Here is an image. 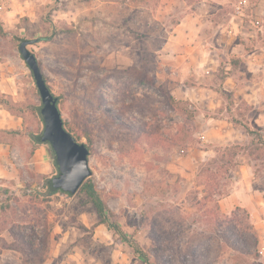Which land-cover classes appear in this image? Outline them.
<instances>
[{"label": "rangeland", "instance_id": "1", "mask_svg": "<svg viewBox=\"0 0 264 264\" xmlns=\"http://www.w3.org/2000/svg\"><path fill=\"white\" fill-rule=\"evenodd\" d=\"M16 1L0 13V113L22 122L0 127V264H145L82 185L50 194L38 172L58 168L49 144L46 165L31 153L42 100L19 44L55 27L29 47L111 220L151 264H264V0Z\"/></svg>", "mask_w": 264, "mask_h": 264}, {"label": "water", "instance_id": "2", "mask_svg": "<svg viewBox=\"0 0 264 264\" xmlns=\"http://www.w3.org/2000/svg\"><path fill=\"white\" fill-rule=\"evenodd\" d=\"M41 40V37L24 39L19 44V51L33 73L42 100L41 112L44 125L37 139L51 146L58 165V173L50 179L49 185L53 189L73 195L93 173L90 166V149L85 142L79 141L66 128L58 105V97L49 87L38 57L29 47Z\"/></svg>", "mask_w": 264, "mask_h": 264}, {"label": "trees", "instance_id": "3", "mask_svg": "<svg viewBox=\"0 0 264 264\" xmlns=\"http://www.w3.org/2000/svg\"><path fill=\"white\" fill-rule=\"evenodd\" d=\"M257 6V4H253L252 5V9H255ZM57 30L56 27L53 28V30L51 31V34L48 35V36H43L41 37L42 39H45V40H51L53 38V36L57 33ZM24 40V39H20V42ZM47 83H48V79L47 77L44 75ZM50 87V86H49ZM169 103L168 105L169 106H174L176 109H178L179 111H181L182 114H184L188 120L190 121H195V118L197 116V112H196V109L195 108H189L187 104V101L185 100H181V99H176L175 97L173 96H169ZM2 99H0V103L1 102H4L5 104H7L9 106V108L12 110H14V106L12 105V103L9 101V100H5V101H1ZM58 105H59V100H58ZM60 108V106H59ZM41 109H42V105L41 107L38 108V115L40 117V120L43 124V117H42V112H41ZM61 109V108H60ZM16 111V110H15ZM63 115V114H62ZM64 119V118H63ZM64 124L66 126V128L72 132V134L77 137V139L79 140V137H80V134H76L74 132V129L71 128V126L68 124V122L66 121V119H64ZM193 128H196L195 125H191ZM190 126H188L187 124H181L179 125L178 127V131L176 133V135L174 136V139L177 140V142H180V140H182L184 137V133L186 131H190L191 132V128H189ZM189 128V129H188ZM245 129L247 132H250V130L245 126ZM42 130L43 128H41L38 132H30L29 133V137H30V140L32 142V151L31 153L34 151V149L40 145H48V143H45V142H40L37 137L39 136V134L42 133ZM85 134H88L87 131H84ZM89 136V135H87ZM90 139V137H88ZM49 146V145H48ZM89 146V145H88ZM237 146L239 145H233V148H237ZM90 147V146H89ZM228 148L230 147H226L225 150H227ZM49 151H50V154L52 155L53 157V162L54 164L57 166L58 168V165L56 164L55 162V155H54V151L52 150V148L49 146ZM223 156H226L227 154L225 152L222 153ZM235 155V153L232 154V157L231 159L229 160L230 162H232V158L233 156ZM211 162H216V159H214L213 161ZM206 170H209L208 168H204L203 170L201 171H206ZM58 173V172H57ZM213 174V172H212ZM212 174L211 176L206 174L205 173V178H206V185H211V182H212ZM57 175V174H56ZM55 175V176H56ZM45 180H46V187H48L50 189V194H54L55 192H62L61 190H56V189H53L51 188V186L49 185V181H50V177H48V175H43ZM82 188L85 189L87 195L89 196V199L91 200V202L93 203V205L95 206L96 208V211H97V214L100 218V223H105L106 225H108L109 229L111 230H114L120 237L123 241H125L134 251V254L137 255L138 257H141L145 264H151L149 262V254L147 253V251L144 250V248L142 247V245L133 237H130L128 236L120 227L119 225L112 221L110 217H112V212L109 210L108 206H107V203L105 202V200L103 199V197L100 195V193L96 190L95 188V185L91 182V181H88L85 183L82 184ZM62 193H65V194H69L67 192H62ZM71 194H69L70 196ZM235 212H233L232 214V217L230 219V221L233 219V215H234ZM220 224H225L224 222H220ZM36 250V249H34Z\"/></svg>", "mask_w": 264, "mask_h": 264}, {"label": "crops", "instance_id": "4", "mask_svg": "<svg viewBox=\"0 0 264 264\" xmlns=\"http://www.w3.org/2000/svg\"><path fill=\"white\" fill-rule=\"evenodd\" d=\"M14 1H16V0H14ZM15 5H17V3H15L12 6V10H10L8 13L5 14V19L6 20H12L18 14V12L20 11V9L18 7H16ZM6 120L8 122L12 123V125L14 126V128L22 127V122L20 121V118L19 117L17 119H15L14 121H12V119H10L7 116V113L6 114L0 113V127L4 125V123L6 122ZM9 147H11V144L9 142H0V152L1 153H6V151L9 150ZM33 157H35V159L37 161L43 163L44 161H41V159H44V158L46 159V146L45 145H40V146L36 147L34 149V152H33ZM45 162H44V164H45ZM38 172H41L42 174L47 175V174H49L50 171H38Z\"/></svg>", "mask_w": 264, "mask_h": 264}, {"label": "built area", "instance_id": "5", "mask_svg": "<svg viewBox=\"0 0 264 264\" xmlns=\"http://www.w3.org/2000/svg\"><path fill=\"white\" fill-rule=\"evenodd\" d=\"M10 0H0V13L7 10Z\"/></svg>", "mask_w": 264, "mask_h": 264}]
</instances>
